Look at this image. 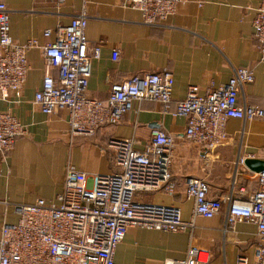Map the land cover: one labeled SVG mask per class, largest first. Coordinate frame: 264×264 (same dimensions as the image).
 <instances>
[{"label":"crops","instance_id":"0c3cea01","mask_svg":"<svg viewBox=\"0 0 264 264\" xmlns=\"http://www.w3.org/2000/svg\"><path fill=\"white\" fill-rule=\"evenodd\" d=\"M261 0H189L161 26H147L140 12L124 6V0H0L11 11V35L20 44L37 40L39 47L28 52L30 70L24 89L9 100H0V112L14 115L27 128L7 155L0 153V238L4 223L18 216L14 204H32L43 199L56 204L63 192L66 168L73 165L89 177L116 172L110 139H133L143 152L153 131L161 130L175 139L172 175L175 193L165 190L140 193L144 202L174 205L185 221L192 218L194 203L186 198V180H207L208 197L220 200L221 212L212 219L197 218L193 232H163L129 228L115 252L117 264H165L184 259L191 245L208 250L210 264H237L240 256L253 260L263 241L257 226L249 221L226 231L227 198L236 175L240 186L252 194L257 174L237 166L239 156L264 158V119L227 122V142L209 152L185 137L187 120L176 117V102L186 98L188 88L227 83L234 71L252 69L255 81L245 86L240 102L264 109V63L256 48L253 21ZM86 10L90 46L101 45V55L92 62L87 97L107 101L113 84L134 75L170 72L175 83L173 105L165 112L158 102H135L131 112L116 126H102L95 136L73 135L69 113L44 114L35 94L48 72L42 47L53 42L57 26H68ZM52 30L51 37L45 31ZM119 50L118 61H113ZM57 75L55 70L50 71ZM236 197L238 195L234 194Z\"/></svg>","mask_w":264,"mask_h":264},{"label":"built area","instance_id":"2783aa9c","mask_svg":"<svg viewBox=\"0 0 264 264\" xmlns=\"http://www.w3.org/2000/svg\"><path fill=\"white\" fill-rule=\"evenodd\" d=\"M189 0H124V6L140 12L143 24L158 27L175 15L178 6ZM88 17L84 9L68 26H57L55 40L42 47L49 73L35 103L50 115L60 110L69 113L73 135L95 136L102 126H116L131 112L135 102H158L169 112L173 105L175 79L170 72L134 75L113 84L107 101L89 99L87 89L92 62L101 55V45L90 46L87 39ZM256 48L264 63V0L253 21ZM51 37L52 30L45 31ZM39 47L37 40L17 43L11 35V11L0 3V100H9L25 87L30 64L28 52ZM119 50L112 59L118 61ZM55 70L57 75L50 71ZM255 81L252 69L234 71L230 80L220 86L214 82L205 88L192 85L186 98L176 102L173 115L187 120L185 137L212 152L227 140L230 119L253 121L264 119L260 106L240 102L245 86ZM27 128L14 115L0 112V153H10ZM175 139L164 131H153L143 152L134 148L133 139H110L117 171L89 177L73 165L66 168L63 192L56 204L38 199L32 204H14L18 220L4 223L0 238V264H117L115 252L129 228L163 232H193L196 219H212L222 208L220 200L208 197L207 180H186V198L194 203L192 218L185 221L177 206L140 201V193L165 190L175 193L172 164ZM249 154L239 156L235 165L244 166ZM234 194L227 198L225 230L249 221L257 226L263 241L252 261L240 256L237 264H264V172L257 174V188L248 194L237 182ZM208 250L191 245L184 259H169L165 264H210Z\"/></svg>","mask_w":264,"mask_h":264},{"label":"water","instance_id":"95a60500","mask_svg":"<svg viewBox=\"0 0 264 264\" xmlns=\"http://www.w3.org/2000/svg\"><path fill=\"white\" fill-rule=\"evenodd\" d=\"M244 166L254 174L263 173L264 158H247L244 162Z\"/></svg>","mask_w":264,"mask_h":264}]
</instances>
